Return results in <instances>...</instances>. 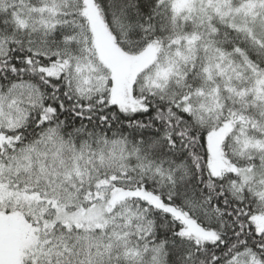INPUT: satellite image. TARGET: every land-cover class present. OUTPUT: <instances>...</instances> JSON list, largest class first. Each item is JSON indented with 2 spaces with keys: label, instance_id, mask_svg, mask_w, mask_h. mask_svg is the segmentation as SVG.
Wrapping results in <instances>:
<instances>
[{
  "label": "snow or ice",
  "instance_id": "obj_1",
  "mask_svg": "<svg viewBox=\"0 0 264 264\" xmlns=\"http://www.w3.org/2000/svg\"><path fill=\"white\" fill-rule=\"evenodd\" d=\"M0 264H264V0H0Z\"/></svg>",
  "mask_w": 264,
  "mask_h": 264
}]
</instances>
